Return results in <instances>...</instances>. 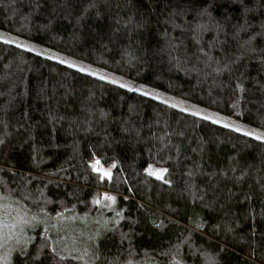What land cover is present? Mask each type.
I'll return each mask as SVG.
<instances>
[{
  "label": "trees",
  "instance_id": "trees-1",
  "mask_svg": "<svg viewBox=\"0 0 264 264\" xmlns=\"http://www.w3.org/2000/svg\"><path fill=\"white\" fill-rule=\"evenodd\" d=\"M0 29L264 131V0H0ZM0 194L108 220L90 264H264L263 140L2 40ZM28 235L12 264H87Z\"/></svg>",
  "mask_w": 264,
  "mask_h": 264
},
{
  "label": "rangeland",
  "instance_id": "rangeland-1",
  "mask_svg": "<svg viewBox=\"0 0 264 264\" xmlns=\"http://www.w3.org/2000/svg\"><path fill=\"white\" fill-rule=\"evenodd\" d=\"M0 40L59 62L82 73L143 95L145 94L187 113L190 112L200 117L202 116L211 122L217 123L219 121L218 124L225 125L234 130L239 129L240 132L245 134L251 132L253 133L251 136L255 138L264 136V131L258 128L256 129L247 123L233 120L215 111H210L204 106L192 101H187L168 92H163L156 87L154 88L147 84L137 82L113 71L1 29ZM124 85L128 87H124ZM209 117L211 119H208ZM261 140L264 141V139ZM160 169H165V167L149 164L145 170L147 173L149 172L159 178L166 172H159ZM105 170L111 173V169ZM99 202L102 205L106 204L107 207L109 206L105 201L100 200ZM39 225L44 226L46 231L51 235L58 251L64 255L76 257L84 263L90 264L96 258L97 242L102 233V229H107L109 222L101 217H89L78 214L61 213L56 216H49L46 214L32 213L21 203L0 194V264H12L14 254L18 251H24L28 247L30 241L28 230Z\"/></svg>",
  "mask_w": 264,
  "mask_h": 264
},
{
  "label": "snow or ice",
  "instance_id": "snow-or-ice-1",
  "mask_svg": "<svg viewBox=\"0 0 264 264\" xmlns=\"http://www.w3.org/2000/svg\"><path fill=\"white\" fill-rule=\"evenodd\" d=\"M73 67H75V65H73ZM93 75H95V73H93ZM124 87H128L127 85H124ZM208 119H211V117H209ZM217 123H219V121H217ZM239 131V129H237ZM248 135H253V133L249 132ZM258 139H264V136H259ZM94 169L96 171H101L99 168H96V166L94 165L93 166ZM164 171H167L166 169H160L159 172H164ZM155 174V173H154ZM104 177H108V178H111V173L110 171H107V170H104L103 172V176H101V179H103ZM161 179H163L162 176H160ZM109 199H114V197H109ZM53 251H55V249H53Z\"/></svg>",
  "mask_w": 264,
  "mask_h": 264
}]
</instances>
